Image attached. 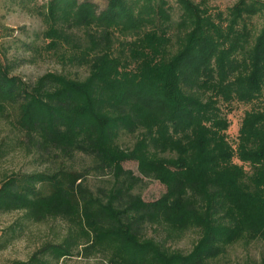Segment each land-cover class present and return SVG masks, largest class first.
Wrapping results in <instances>:
<instances>
[{"label":"trees","instance_id":"obj_1","mask_svg":"<svg viewBox=\"0 0 264 264\" xmlns=\"http://www.w3.org/2000/svg\"><path fill=\"white\" fill-rule=\"evenodd\" d=\"M13 8L36 27L7 25ZM0 10V161L19 151L41 166L0 174V213L19 214L0 230V251L29 223H61L6 264H221L229 248L264 242V0L223 10L206 0H107L101 10L0 0ZM40 61L57 69L19 72ZM233 101L260 102L235 147L221 109ZM147 181L163 186L156 199H143ZM188 233L190 248L176 247Z\"/></svg>","mask_w":264,"mask_h":264},{"label":"rangeland","instance_id":"obj_2","mask_svg":"<svg viewBox=\"0 0 264 264\" xmlns=\"http://www.w3.org/2000/svg\"><path fill=\"white\" fill-rule=\"evenodd\" d=\"M39 3H45L47 0H37ZM96 3L99 10L106 6L107 0H92ZM196 2L200 0H194ZM208 5L213 8L225 9L226 7L233 4L236 0H206ZM3 11L0 10V14ZM3 21L11 26L17 28L18 26H27L30 29L36 27L37 18L20 11L19 9H11L3 18ZM253 23L259 26L260 21L257 17L253 18ZM253 24V25H254ZM23 36V34L21 35ZM57 65L50 61H40L39 63L33 65H25L19 69V72L26 79H35L39 74L47 70H55ZM259 101L255 102L254 105L251 103H241L233 101L231 106L232 110L229 111L226 105H221L222 112L226 115L229 121V127L226 130L228 141L235 147L238 128L240 126L242 117L245 111L249 110L252 106L259 105ZM8 126L4 122H0V139L8 134ZM234 161L237 163H242L237 157H233ZM124 168H130L135 173L136 163L134 161L123 162ZM246 166V165H245ZM41 166L36 165L32 161V156L27 155L23 152L14 151L10 152L0 161V174L4 171L10 170H21V171H31L35 169H40ZM247 168V167H246ZM90 182L94 181L90 179ZM163 186L157 181H147L142 189V197L145 200H153L159 197L163 192ZM17 212L10 213H0V230L3 227L11 224L17 217ZM54 226V227H52ZM52 228L54 230L61 229V223L49 221L46 223H29L23 235L17 239L8 248L0 251V264H6L10 259H26L28 255L37 247L45 238L49 237ZM194 239L193 233H188L183 239L178 241L175 246L182 249L188 250ZM228 255L226 259H222L221 264H241L243 258L246 255H251L253 257L259 258L264 257V242H255L248 247H243L242 245H235L229 248ZM62 264H104V262L97 257H92L89 259H84L81 257L73 256L66 258Z\"/></svg>","mask_w":264,"mask_h":264}]
</instances>
